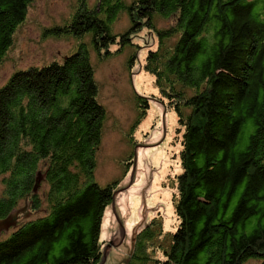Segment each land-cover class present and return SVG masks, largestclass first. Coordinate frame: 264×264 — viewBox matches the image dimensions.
<instances>
[{
  "label": "trees",
  "instance_id": "16d2710c",
  "mask_svg": "<svg viewBox=\"0 0 264 264\" xmlns=\"http://www.w3.org/2000/svg\"><path fill=\"white\" fill-rule=\"evenodd\" d=\"M33 2L0 0V64ZM123 15L129 25L115 32ZM143 29L157 38L143 69L182 135L179 223L166 231L158 215L136 229L125 264H264V0H78L68 21L48 28L90 39L62 62L17 70L0 87V222L26 206L45 212L0 241V264L101 262L118 181L95 178L107 110L92 51L107 59L133 49L134 67L141 46L132 36ZM134 95L132 127L156 99Z\"/></svg>",
  "mask_w": 264,
  "mask_h": 264
},
{
  "label": "rangeland",
  "instance_id": "374dc122",
  "mask_svg": "<svg viewBox=\"0 0 264 264\" xmlns=\"http://www.w3.org/2000/svg\"><path fill=\"white\" fill-rule=\"evenodd\" d=\"M97 1L88 0V4L93 6ZM77 3L78 0H34L28 9L25 22L15 33L14 44L0 64V87L5 85L17 70L27 69L32 66H43L52 61L62 62L66 55L76 51L80 41H88L90 39L89 36H84L82 40L69 35L60 37L47 32L48 28L62 25L68 21L75 13ZM160 24L163 25V21ZM128 25L129 19L127 15H123L114 24V31L122 32ZM132 37L133 41L141 46L138 52V61L135 62L134 67H130L128 63L133 49L115 53L107 59L100 58L97 53L92 51L95 76L100 86L99 101L107 110L103 140L97 155L98 166L95 178L102 186L118 181L113 194V198H115L114 206L110 204L107 207L103 218L101 233L105 230L106 235L103 238L100 235V240L104 242V246L111 240L118 242L121 237L120 222L125 226L127 232L124 241L120 245L109 249L103 264H125L131 249L133 232L139 227H143L153 217L162 216L166 231H174L179 223L175 213L174 197L178 194L175 189V176L181 171L179 158L181 147H179V142L182 135H178L176 131L177 117L174 110L158 101L159 92L155 86L154 78L143 69L142 64L145 61L147 51L150 48H156L157 38L148 29H143ZM110 49L114 52L117 49V45H112ZM142 72L150 78V87L152 89L148 92H145L138 80L139 74ZM135 91L139 95L146 97L154 95L156 99H149L150 108L145 118L142 119L140 124L132 127L137 117L134 100ZM146 120L147 124L143 126ZM129 137L131 140L134 139V143H136L135 149L132 143L128 141ZM134 150L137 153L136 163L133 158V161L128 164L126 169L125 160ZM152 151L154 153L165 151L166 159L169 163L167 171L159 179V190H170V202H172L173 206L171 216L167 213L164 202L159 201L153 205L148 204V194L150 193L152 182L157 174L160 177L163 172V159L155 162L153 157L150 156L153 153H149ZM143 155L144 166L142 165ZM176 166L179 167L178 170H175ZM144 170H146L145 180L139 184L138 180L143 178ZM3 188L4 186L0 179V195ZM47 189V184L39 187L42 199ZM134 190L141 195L142 204L140 205L138 216L131 227L127 221L131 219V210H124L121 201ZM30 208L32 207L26 206L22 210H17L19 221L9 229H6L0 222V241L9 237L22 223L30 219H36L45 213L43 209L30 213ZM108 211L112 215V223L107 230L104 225V219ZM170 217L171 220L169 219ZM257 263L256 260H252L247 264Z\"/></svg>",
  "mask_w": 264,
  "mask_h": 264
},
{
  "label": "bare ground",
  "instance_id": "6f19581e",
  "mask_svg": "<svg viewBox=\"0 0 264 264\" xmlns=\"http://www.w3.org/2000/svg\"><path fill=\"white\" fill-rule=\"evenodd\" d=\"M139 83L140 85H142V87L145 89V92L150 91L152 88L150 87V78L149 76L145 75V73H140L139 77H138ZM173 122V119H172ZM147 124V120L144 121L143 126ZM169 137V136H168ZM149 153H153L152 156L155 162H159L160 160L163 159V168H162V174L159 177V174H157V176L155 177V179L152 182V186L150 188V193L148 194V204L149 205H153L159 201H162L165 203L166 205V209H167V213L171 216L172 212H173V206H172V202H170V190L168 189H163V190H159V179L163 176V174L167 171L168 168V160L166 159V153L165 151H157L156 153L149 152ZM164 156V158H163ZM144 155L142 156V165L144 166L143 163V158ZM178 166L175 167V170H178ZM145 172L146 170H144L142 177L138 180V183L140 184L142 181L144 182L145 180ZM121 204L123 205L124 210L128 211L131 210V219H128V223L129 226H133L134 224V220L136 219V217L138 216V211L140 208V205L142 204V198L141 195H139V193L134 190L132 192H130L126 197H124L121 201ZM171 220V217L169 218ZM168 219V220H169ZM112 223V215L110 214V211H108L105 215V219H104V225L106 226L107 230L109 229V226ZM106 235V231L103 230L101 233V237L103 238V236Z\"/></svg>",
  "mask_w": 264,
  "mask_h": 264
},
{
  "label": "water",
  "instance_id": "95a60500",
  "mask_svg": "<svg viewBox=\"0 0 264 264\" xmlns=\"http://www.w3.org/2000/svg\"><path fill=\"white\" fill-rule=\"evenodd\" d=\"M135 163H136V155H135ZM114 203H115V198H113V201H112L113 206H114ZM17 214H18V212L12 213L5 220L1 221V224L4 225L6 229H9L12 225H15L17 223V221H18ZM120 227H121V237H120L119 241L115 242L114 240H111L104 246L101 264H103L105 262V259H106V256L108 254L109 249H111L112 247H116V246L120 245L124 241V239L127 235L126 228L121 222H120Z\"/></svg>",
  "mask_w": 264,
  "mask_h": 264
}]
</instances>
